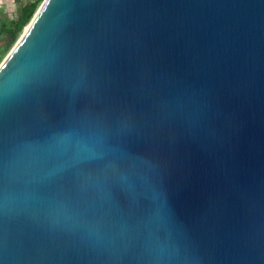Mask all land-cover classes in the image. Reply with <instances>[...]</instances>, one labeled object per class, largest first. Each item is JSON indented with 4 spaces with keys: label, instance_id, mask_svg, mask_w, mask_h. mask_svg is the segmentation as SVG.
I'll list each match as a JSON object with an SVG mask.
<instances>
[{
    "label": "water",
    "instance_id": "95a60500",
    "mask_svg": "<svg viewBox=\"0 0 264 264\" xmlns=\"http://www.w3.org/2000/svg\"><path fill=\"white\" fill-rule=\"evenodd\" d=\"M0 65V264H264V0H43Z\"/></svg>",
    "mask_w": 264,
    "mask_h": 264
},
{
    "label": "rangeland",
    "instance_id": "374dc122",
    "mask_svg": "<svg viewBox=\"0 0 264 264\" xmlns=\"http://www.w3.org/2000/svg\"><path fill=\"white\" fill-rule=\"evenodd\" d=\"M28 1L29 0H0V24L3 21H9L13 19L15 17L16 12L18 11V6ZM42 1L43 0H39L38 6L42 3ZM33 14L29 18V21L32 18ZM25 26L22 28L21 31L17 33L15 37H11L10 35L5 33L0 34V65L4 62V60L14 48L16 42L18 41L19 37L23 33V30L25 29Z\"/></svg>",
    "mask_w": 264,
    "mask_h": 264
},
{
    "label": "trees",
    "instance_id": "16d2710c",
    "mask_svg": "<svg viewBox=\"0 0 264 264\" xmlns=\"http://www.w3.org/2000/svg\"><path fill=\"white\" fill-rule=\"evenodd\" d=\"M39 0H29L18 6L15 17L0 24V34L5 33L15 37L19 31L28 23L29 18L35 12Z\"/></svg>",
    "mask_w": 264,
    "mask_h": 264
},
{
    "label": "bare ground",
    "instance_id": "6f19581e",
    "mask_svg": "<svg viewBox=\"0 0 264 264\" xmlns=\"http://www.w3.org/2000/svg\"><path fill=\"white\" fill-rule=\"evenodd\" d=\"M27 27H28V25L25 26L24 32H25V30H26Z\"/></svg>",
    "mask_w": 264,
    "mask_h": 264
}]
</instances>
